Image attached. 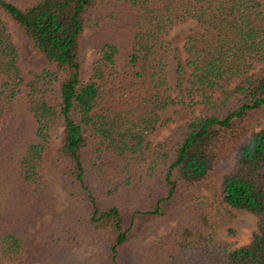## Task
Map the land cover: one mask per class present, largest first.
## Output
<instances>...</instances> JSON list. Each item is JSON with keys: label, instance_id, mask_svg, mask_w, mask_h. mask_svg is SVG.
<instances>
[{"label": "trees", "instance_id": "trees-1", "mask_svg": "<svg viewBox=\"0 0 264 264\" xmlns=\"http://www.w3.org/2000/svg\"><path fill=\"white\" fill-rule=\"evenodd\" d=\"M187 20L172 85L164 35ZM8 21L44 66L24 57ZM256 63L264 0H0V264H264ZM182 108L187 122L153 145ZM58 127L59 185L74 199L60 210L41 177ZM229 207L256 217L235 247L214 237Z\"/></svg>", "mask_w": 264, "mask_h": 264}, {"label": "rangeland", "instance_id": "rangeland-1", "mask_svg": "<svg viewBox=\"0 0 264 264\" xmlns=\"http://www.w3.org/2000/svg\"><path fill=\"white\" fill-rule=\"evenodd\" d=\"M8 24L12 34V38L19 45L20 51L24 55V57L34 60L40 66H44L46 64V61L43 54L34 49L30 45V43L23 38L19 30L11 21H8ZM193 24V20L180 22L174 25L164 35V38L168 42L169 46L167 51H163L161 53V56L165 62L166 75L172 85L175 84L174 56L178 55L182 63L185 65L186 54L183 49V44L185 36L188 33L189 29L193 26ZM261 68H264V63H256L252 70L256 71ZM87 75V73H84L83 78L85 79ZM180 111V116H178L175 122L170 123L168 127L161 128L159 131L149 137L153 145L163 140L175 125L187 122L191 114L190 111L184 110L183 108ZM194 112L197 113L198 109H196ZM263 126L264 114L256 115L254 117L251 129L253 131H257ZM61 129L62 127H58L51 130V149L41 159V177L43 181L50 186L51 191L57 198V210L66 207L69 203L74 201V199L71 198L67 193H65L59 185L60 177L58 174V168L60 167L62 162L56 152V145L59 141ZM230 168V156H223L218 163V167L214 176L210 179L209 182V184L213 188H211V186L209 187L211 189H218L221 177L223 176V174L228 172ZM203 191L204 194L211 196V191L206 187L205 189H203ZM228 209L233 215L231 221L225 226L217 227L214 232V237L218 240L228 241L233 247H235L248 242L251 232L256 228V217L242 209H236L232 207H229ZM173 225L174 223L170 222L169 224L161 227V229L159 230V234H167L171 230ZM229 230H231V232ZM25 255H27V252H25Z\"/></svg>", "mask_w": 264, "mask_h": 264}]
</instances>
